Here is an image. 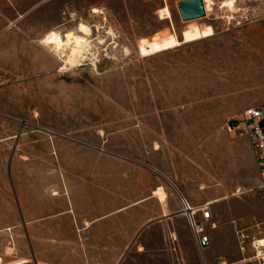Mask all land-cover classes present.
<instances>
[{"label":"rangeland","instance_id":"rangeland-1","mask_svg":"<svg viewBox=\"0 0 264 264\" xmlns=\"http://www.w3.org/2000/svg\"><path fill=\"white\" fill-rule=\"evenodd\" d=\"M178 1L0 0V264L28 261L18 255L22 197L50 198L52 144L69 137L114 154L125 144L165 184L178 153L193 189L201 174L211 244L200 250L186 217L174 218L166 264H264V188L248 143L226 128L264 101V0H214L190 20ZM54 30L89 39L77 64L65 62L70 45L43 41Z\"/></svg>","mask_w":264,"mask_h":264},{"label":"crops","instance_id":"crops-1","mask_svg":"<svg viewBox=\"0 0 264 264\" xmlns=\"http://www.w3.org/2000/svg\"><path fill=\"white\" fill-rule=\"evenodd\" d=\"M242 136L248 166L256 170L250 140ZM117 151H102L80 138L53 141L50 198L22 197L19 258L29 264H141L148 261L137 257H152L149 263L166 264L167 227L183 215L179 187L191 203L213 199L201 202L206 188L201 174L194 189L181 176L179 153L166 162L165 184L133 149L120 144ZM170 151L166 144V158ZM160 186L165 200L156 194Z\"/></svg>","mask_w":264,"mask_h":264},{"label":"built area","instance_id":"built-area-1","mask_svg":"<svg viewBox=\"0 0 264 264\" xmlns=\"http://www.w3.org/2000/svg\"><path fill=\"white\" fill-rule=\"evenodd\" d=\"M226 128L232 134L248 136L259 173V186L264 188V101L245 107L239 115L228 116ZM177 193L181 203L180 212L186 217L199 249L204 250L211 242L207 231L213 216L211 204L205 202L191 206L183 193ZM211 226L214 224L211 223Z\"/></svg>","mask_w":264,"mask_h":264},{"label":"bare ground","instance_id":"bare-ground-1","mask_svg":"<svg viewBox=\"0 0 264 264\" xmlns=\"http://www.w3.org/2000/svg\"><path fill=\"white\" fill-rule=\"evenodd\" d=\"M214 4H215L214 0H205V7H206V12L207 13H209L213 9V5ZM232 9H233V7H232ZM159 11H160V14L163 17H169L170 16V10H169L168 7L160 8ZM81 26H84V28H86L87 31H82L81 30ZM80 30L85 35L86 34H91V28L85 23H81ZM198 33L200 35H202L203 37L212 36L214 34V27L211 24H208V25H206L203 28L201 27L199 29ZM61 34L58 31L54 30V31L48 33L43 41H45L47 43H51L50 45H52V44L55 45L56 46L55 48H57L59 50H62V51H64V49H63L64 45H66V44L70 45V51L66 54V61L65 62H67V63H69L71 65L75 64V63L77 64V62L80 61V56H81L83 50L86 47H88V40L89 39L87 40V38L84 35H79V34H77L75 32H70L67 35L65 34L66 35L65 36L66 39ZM156 193H158L161 196L162 199H165V192L161 188L156 190ZM256 245L259 248V251H258L259 257L264 259V252L261 250V246L264 247V238L258 239L256 241ZM23 263H27V262H23ZM11 264H21V263H11Z\"/></svg>","mask_w":264,"mask_h":264},{"label":"water","instance_id":"water-1","mask_svg":"<svg viewBox=\"0 0 264 264\" xmlns=\"http://www.w3.org/2000/svg\"><path fill=\"white\" fill-rule=\"evenodd\" d=\"M178 6L184 20L203 17L206 15L204 0H180Z\"/></svg>","mask_w":264,"mask_h":264},{"label":"snow or ice","instance_id":"snow-or-ice-1","mask_svg":"<svg viewBox=\"0 0 264 264\" xmlns=\"http://www.w3.org/2000/svg\"><path fill=\"white\" fill-rule=\"evenodd\" d=\"M95 11V10H94ZM81 30L82 31H87V29L86 28H84V26H81ZM54 35V34H53Z\"/></svg>","mask_w":264,"mask_h":264}]
</instances>
